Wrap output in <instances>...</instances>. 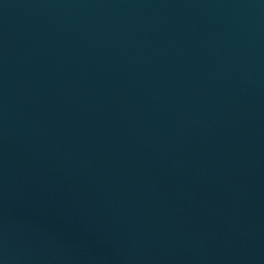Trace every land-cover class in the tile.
I'll return each instance as SVG.
<instances>
[{
    "label": "water",
    "instance_id": "obj_1",
    "mask_svg": "<svg viewBox=\"0 0 264 264\" xmlns=\"http://www.w3.org/2000/svg\"><path fill=\"white\" fill-rule=\"evenodd\" d=\"M0 264H264V0H0Z\"/></svg>",
    "mask_w": 264,
    "mask_h": 264
}]
</instances>
